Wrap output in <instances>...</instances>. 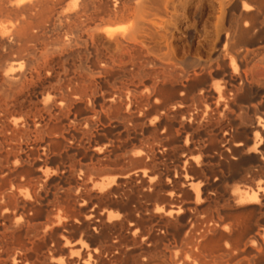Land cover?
<instances>
[{
  "label": "bare ground",
  "instance_id": "bare-ground-1",
  "mask_svg": "<svg viewBox=\"0 0 264 264\" xmlns=\"http://www.w3.org/2000/svg\"><path fill=\"white\" fill-rule=\"evenodd\" d=\"M63 1L0 0V264H56L53 256L72 251L64 247L72 234L96 246L94 259L60 264H146L152 256L239 264L247 248L260 264L264 197L252 179L264 163L241 169L247 140L236 138L249 134L264 149V80L253 71L264 67V0H246L238 18L248 25L221 27L215 51L188 63L151 56L132 31L111 27L128 23L144 0H74L71 18H50ZM237 1L221 0L227 18ZM183 35L198 37L189 28ZM111 43L126 63L110 55ZM228 50L245 61L243 71L227 66ZM9 55L27 56L28 73L8 70ZM63 57H80L83 71L61 66ZM14 113L23 121H11ZM57 161L65 175L52 187L47 169ZM218 166L234 169L242 185L221 206L208 197L211 179H223ZM248 204L257 207L231 211Z\"/></svg>",
  "mask_w": 264,
  "mask_h": 264
},
{
  "label": "rangeland",
  "instance_id": "rangeland-1",
  "mask_svg": "<svg viewBox=\"0 0 264 264\" xmlns=\"http://www.w3.org/2000/svg\"><path fill=\"white\" fill-rule=\"evenodd\" d=\"M73 2H74V0H64L62 4L54 5L52 8L53 11H52V15L50 18H55V17L56 18H62V17L68 18L69 15L73 16V13L76 10L73 6ZM167 2H168V4H167ZM237 3H239V4H237ZM247 5H248V1H246V0L237 1L235 10L231 11V13H230V15L232 17L230 16L231 18H227L225 9H229V7L228 6L224 7L221 4V0H186V1L185 0H159L157 2H154V0H144L143 4L138 9L135 10L134 15L131 17V20L128 23L121 22V24H120V22H119V23H115V24L111 25V27H115V29H117V31H119V32H121L123 30H125L127 32L132 31L134 37L136 39H138L137 41L140 42L143 45V47L150 52L151 56H157L158 57V56H163L165 54V56H167L168 58H176V59L182 58L185 60L186 63H188L189 59H193L194 57H195V59L196 58L198 59L199 57L204 58L208 54L207 53L208 49L213 50V52L215 51L212 48L210 42L214 39L216 33L219 32L221 27L227 28L229 26H232V24L234 22H237L236 23L237 25L239 22L240 24L238 26L246 27L248 25L246 19H244V18L239 19L238 17H240L241 12H243V9L246 8ZM60 7H62V8H60ZM193 7H194V9H193ZM191 13H192V15H191ZM195 15H198V16H195ZM6 17L7 18H13V16L11 17V16H5L4 15V18H6ZM1 18H3V16H1ZM69 18H71V17H69ZM9 25H10V23L8 20V26ZM184 26H186V27H184ZM120 27H123V28H120ZM188 28L193 31L195 36H198V37H196L198 40L195 37H193L192 41H190V42L185 40V36L183 35V32L185 30H187ZM205 31L207 32L206 35H205V33H206ZM170 34H171V36H170ZM204 36H207L208 38H206ZM209 37H211L210 38L211 40L209 39ZM219 37L220 38L223 37V32H219ZM53 39H54V37H50L49 41H53ZM200 39H202V40H200ZM169 40L171 42H169ZM199 41L201 42L202 46L199 43ZM185 42L187 45L185 44ZM183 43H184V45H183ZM204 44L206 46L208 45L209 48H207V47L204 48L203 47ZM165 46L168 48L164 49ZM195 47H196V49H195ZM108 48H109L110 55L112 54L111 56L115 59V61L117 63L123 64V63L127 62L128 58H127L126 52L121 47L119 48V46L111 43ZM179 48H181V49H179ZM120 49H121V51H120ZM177 50L179 53L181 51V53L179 54L177 52ZM200 50H201V52H199ZM189 51H190V53H189ZM201 53H203V54L201 55ZM182 55H183V57H181ZM225 55H227L225 57V61H226L225 63L227 64L228 67L236 68V69L242 70V71L246 68L245 61L243 59H236L235 56H233L234 54L231 51L228 50L225 53ZM69 59H71V60H69ZM187 59H188V61H186ZM28 60L29 59L27 56L9 55L6 59V63L8 65V70H11V71L13 70L12 71L13 73H16V72L17 73H23V72L28 73V69H29ZM12 61H14V62H12ZM78 61H79V63H78ZM16 62H18V63H16ZM81 62L82 61H81L80 57H77V58L76 57H63L60 64L64 68H70V69L72 68L73 70L72 69L71 70L73 72H75V74H77V72L83 71L84 67L82 66ZM81 67H82V69H81ZM181 67L182 66H180V68ZM261 68L263 71H261ZM253 71L258 77H260L261 79L264 80V67L257 66L253 69ZM214 83L220 84L221 82H220V80H216ZM42 100H43V98L37 97V99L34 100L33 102L36 105L39 104L38 105V108H39L40 105L42 104ZM12 117H13V119H12ZM68 117H71V114H69ZM261 118H264V111L262 112ZM23 119H24V116H23V114H20V113H14L11 116V121L15 120L16 122L20 123L23 121ZM245 139L247 140V143L245 145V151L243 152L244 155H242L241 158L238 160L239 162L237 161V164L238 163L241 164L240 165L241 169H251V170L253 169V170H255L259 161H262L264 163V159H263L264 158V149H262L263 145L262 146L255 145L254 144L255 140H253V137L249 134L247 136H244L243 139H242V137L236 138V142H239V140L245 141ZM219 141L220 140H217V145L218 146L220 145L218 148L222 149L223 144H221ZM183 142H184V140L181 139L176 145L179 144L181 146L183 144ZM97 144L99 147H101L102 145L105 144V141H100ZM258 147H259V149H258ZM252 154H255L254 156H257L258 158L254 157ZM246 155H247V157H246ZM50 158H51V160L53 159L51 156H50ZM204 159H206V158H204ZM214 162H210V164L211 163L213 164ZM216 163H217V161H216ZM253 164H255V165H253ZM61 166L62 165L59 161H57L56 165H55V163L48 165L47 170H48L49 176H48L47 181H48L49 185H51L52 187H53V184L56 186L57 180L60 179V177L62 178L65 175L60 170ZM65 166H66V164L63 165V167H65ZM219 167L220 166H218L216 168L218 170V171L216 170V172H219L220 174H222L223 179L218 180L217 177L216 178L213 177L211 179L210 188L208 190V197L215 195V194L217 196H219L218 203L221 206L222 200L225 199V193H227L228 191H230V192L236 191L239 187L241 188L242 185L240 184V180H238L239 177H237L235 175V172L232 171L234 169H232V168L222 169L221 167L220 168ZM56 168H58L59 170L57 171ZM33 170L38 171L35 167H33ZM219 173L217 175H220ZM34 175H36V174H34ZM37 175L39 176V174H37ZM257 176L252 180H253V183L255 185H257L261 188L262 195L264 197V175L258 174ZM228 178H230L229 181H228ZM236 180H238V182ZM222 181H223V183L220 184ZM52 182H54V183L52 184ZM211 183H212V185H211ZM221 185H223L222 187L224 190L222 189ZM24 191H25V189H24ZM93 193H96V189H93L92 194ZM27 201H31L32 203L34 202L31 193H30L29 198H27ZM198 203H199V205H203L205 203V201H203V199H202ZM190 205H191V207H193V202H190ZM254 207H257V206L254 204L242 205V206L237 207V208H232L231 211L233 214L237 215V214L243 213L245 211H249V210L253 209ZM89 208H90V206H89ZM81 235L82 234H76V235L72 234V235H69L70 237L67 236L66 240H64V241L65 242L67 241L68 243L66 245H64V247L66 250H72V251H65L61 255L57 254V255L53 256L52 261L56 264H60L61 261H67V260H73L74 262H78V261L81 262L83 259H87L88 257L91 260H93L94 259L93 250L96 246H94V245L92 246V244L88 240H86V238H84L83 235L82 236ZM82 248H83V250H82ZM90 249H92V250H90ZM248 249L249 248H247V250L242 249V254L239 255V257L237 258L236 261H238V262L240 261L239 264H244V263L245 264H249V263L250 264H259V263H256L257 261H255L256 257H257L255 255V253H253V251L250 249H249L250 250L249 251ZM172 253H174L176 255L179 254V256H182V253L180 252V249H178V248L173 249ZM66 255H67V257H66ZM263 256H264V254H263ZM246 257H248V258H246ZM251 260H252V262H251ZM242 262H244V263H242ZM261 263L264 264V257L262 258ZM146 264H165V262L163 261V259H161L158 256H152V258L150 260H147Z\"/></svg>",
  "mask_w": 264,
  "mask_h": 264
}]
</instances>
